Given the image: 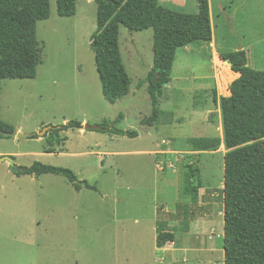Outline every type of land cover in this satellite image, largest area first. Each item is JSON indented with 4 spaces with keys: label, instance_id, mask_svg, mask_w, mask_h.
<instances>
[{
    "label": "rangeland",
    "instance_id": "obj_1",
    "mask_svg": "<svg viewBox=\"0 0 264 264\" xmlns=\"http://www.w3.org/2000/svg\"><path fill=\"white\" fill-rule=\"evenodd\" d=\"M214 2L225 11L215 17L217 47L195 43L177 49L171 82L159 98L160 113L147 125L151 101L146 84L141 89L136 85L153 66L152 29L130 32L119 27L121 58L131 85L125 98L110 103L102 96L90 46L97 26L94 0H76L70 18L59 17L56 0H50L49 19L36 25L42 64L34 79L1 82V120L15 133L36 135L70 121L93 126L122 115L116 128L137 136L68 130L60 134L66 139L61 151L59 145L46 143L49 130L40 137L43 142L0 139V153H8L0 156L12 158L16 166L40 162L66 168L81 185L97 189L78 193L61 176H18L7 162H0V264H223L222 237L216 228L211 233L216 245L208 252L178 250L183 242L179 235L192 219L221 217L226 149L220 99L230 95L229 86L239 74L225 62L236 74L229 80L222 67L214 66V54L224 62L221 53L244 50L247 66L264 71V0ZM194 3L188 0L178 10L194 14ZM159 4L170 8L166 0ZM194 138L220 143L209 155L204 152L210 151L191 147L189 140ZM163 140L168 144L162 145ZM48 149L55 152L47 154ZM163 160L175 163V169L158 172L155 164ZM188 166L199 170L197 203L183 194ZM153 206L159 208L158 224L170 225L168 230L175 235L172 253L157 251L151 222H133L144 213L151 217ZM163 206H169L170 213H161Z\"/></svg>",
    "mask_w": 264,
    "mask_h": 264
},
{
    "label": "trees",
    "instance_id": "obj_2",
    "mask_svg": "<svg viewBox=\"0 0 264 264\" xmlns=\"http://www.w3.org/2000/svg\"><path fill=\"white\" fill-rule=\"evenodd\" d=\"M197 12L179 11L174 5L163 7L159 0H94L96 4V30L90 46L101 86L103 98L115 103L130 92L131 79L121 58L119 27L130 32L153 31V66L136 88L146 84L152 114L147 125L159 115V98L163 88L171 82L172 66L177 49L195 43H208L212 39V26L208 0H195ZM59 17L70 18L76 12V0H56ZM50 16V0H0V92L3 80L34 79L37 67L42 64L38 50L36 25ZM222 68L230 80L239 77L229 86L230 95L220 99L223 144V264H264V71L247 66L244 50L221 53ZM231 66V70L229 65ZM221 68V66H220ZM226 83V81H225ZM122 119L104 121V132L134 138L136 132L116 128ZM111 125V128L109 126ZM82 129L81 122L70 121L51 127L46 143L64 146L60 134ZM0 130L14 133L0 117ZM44 135L43 137H45ZM5 137L0 135V139ZM37 135L31 139H38ZM8 139V138H6ZM196 151L215 150L217 139H190ZM53 153L55 150L48 149ZM183 179V194L197 203L201 188L197 168L188 166ZM17 175L39 177L61 176L75 191L82 186L97 191L87 183L81 185L69 169L34 162ZM195 181L196 183L194 184ZM187 231V228L185 230ZM174 242V235L165 225H157L156 247L164 248Z\"/></svg>",
    "mask_w": 264,
    "mask_h": 264
},
{
    "label": "crops",
    "instance_id": "obj_3",
    "mask_svg": "<svg viewBox=\"0 0 264 264\" xmlns=\"http://www.w3.org/2000/svg\"><path fill=\"white\" fill-rule=\"evenodd\" d=\"M187 1L188 0H166V2L169 5H174L177 8L185 7L187 5ZM208 4H209L210 21H211V26H212V39L208 43H210L211 46H213V48H216L217 47V38L215 37V34H214V28H215V24H216L215 17H216V14L224 13L225 11H224L222 4L221 3L215 4L214 0H208ZM193 7H195V10H197V3H194ZM240 48L245 49V46L242 45ZM81 124H82V126L84 125L83 122H81ZM150 127H152V126H150ZM79 131L81 133L85 132V130H83V129H79ZM16 133H19V132H16ZM21 134H24V133H22V131H21ZM13 138H15V137H13ZM15 139H17V138H15ZM40 140H41V142L44 141L42 138H40ZM136 153H141V154L149 153L150 155H154V154H152L153 151H137ZM204 153H206V154L208 153L209 155L214 154L213 151L204 152ZM0 154H8V153L1 152ZM47 154H51V153L47 152ZM97 156H101V154L98 153ZM48 175H51V174H48ZM18 176H21V175H18ZM42 176H44V175H41L39 177H34V176H32V177H34L36 179H40ZM54 176H56V175H54ZM83 188H85V187L82 186V188L79 191H75V190L74 191L79 193L82 191ZM198 198H199V194H198ZM158 209H159L158 206H153L151 217H148L147 214L144 213L142 218H138V217L133 218V222L137 225H140L141 223L144 224V223H149V222H151L153 224L152 239L154 241V244L156 242L157 225L159 222V220H158ZM161 213H163V214L170 213L169 206L168 207L163 206ZM124 215L127 216V213H125ZM220 216L221 217L218 218V217L212 216V214H209V215H206L203 217H197L195 219H192L188 224L187 231L180 232L179 236H181V239L183 240V242H182V247L179 248L178 250H181L184 252L194 251L195 253H197L196 251H199V250L203 251V252H205V251L208 252V251L213 250L215 248V245H216V240L211 235L212 230L216 228V234L219 237H223V223H222L223 211H222V214ZM127 219H130V218H126V220ZM218 219H219V221H218ZM124 220H125V217H122L121 221H124ZM169 226L170 225L167 226L166 230L170 232V229L168 230ZM174 239H175V235H174ZM175 241L173 243L174 246L176 244ZM200 246H201V248H200ZM156 249H157V247H156ZM172 250H174V247L172 248V245L170 243V244H167L164 248H158L157 251H160L161 253H172L173 252ZM154 251H156V250H154Z\"/></svg>",
    "mask_w": 264,
    "mask_h": 264
},
{
    "label": "water",
    "instance_id": "obj_4",
    "mask_svg": "<svg viewBox=\"0 0 264 264\" xmlns=\"http://www.w3.org/2000/svg\"><path fill=\"white\" fill-rule=\"evenodd\" d=\"M50 128L51 127H45L40 133H38L36 135H38L39 137H42L46 131L50 130ZM82 129L85 130V131L95 130V131L104 132L108 128H104L101 125L89 126V125H86L85 124V125L82 126ZM0 135L3 136V137H5V138L15 137L17 139H27V138H32V137L35 136V134L9 133V132L1 131V130H0ZM0 162H7L8 165H9V170L12 173H15L16 174L18 172H22V173L25 172V167L16 166L14 160L12 158H10V157L0 156Z\"/></svg>",
    "mask_w": 264,
    "mask_h": 264
},
{
    "label": "built area",
    "instance_id": "obj_5",
    "mask_svg": "<svg viewBox=\"0 0 264 264\" xmlns=\"http://www.w3.org/2000/svg\"><path fill=\"white\" fill-rule=\"evenodd\" d=\"M161 143L162 145L168 144V142L165 140H163ZM175 155H180V154H175ZM155 168L158 172H164L167 169H175V163L163 160L161 162L156 163Z\"/></svg>",
    "mask_w": 264,
    "mask_h": 264
},
{
    "label": "bare ground",
    "instance_id": "obj_6",
    "mask_svg": "<svg viewBox=\"0 0 264 264\" xmlns=\"http://www.w3.org/2000/svg\"><path fill=\"white\" fill-rule=\"evenodd\" d=\"M215 55V60H214V66L215 67H222L223 66V63L221 62V61H219V59H218V57H217V55L216 54H214Z\"/></svg>",
    "mask_w": 264,
    "mask_h": 264
}]
</instances>
